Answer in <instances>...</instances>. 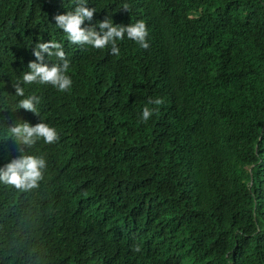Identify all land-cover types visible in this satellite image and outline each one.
Masks as SVG:
<instances>
[{"label": "trees", "instance_id": "obj_1", "mask_svg": "<svg viewBox=\"0 0 264 264\" xmlns=\"http://www.w3.org/2000/svg\"><path fill=\"white\" fill-rule=\"evenodd\" d=\"M87 4L92 25L143 20L150 47L71 44L54 17L76 0H0V167L47 160L39 188L0 184V264H264V0ZM50 40L73 84L23 85L36 115L13 84ZM149 97L165 103L145 123ZM19 122L60 139L18 145Z\"/></svg>", "mask_w": 264, "mask_h": 264}, {"label": "clouds", "instance_id": "obj_2", "mask_svg": "<svg viewBox=\"0 0 264 264\" xmlns=\"http://www.w3.org/2000/svg\"><path fill=\"white\" fill-rule=\"evenodd\" d=\"M87 5V0H76L74 10L54 17L56 27L66 34V39L71 44L87 45L98 50L110 45L111 54L114 56L119 55L118 41H122L125 36L145 50L150 47L146 40L148 37L147 26L143 20L125 26L114 24L113 20L108 17L102 22L92 25L96 10L87 7ZM123 10L129 11L127 3L123 5ZM85 21L89 22V26L83 27ZM45 54L48 57H55L56 63L51 66L46 64ZM33 55L35 61L28 63V71L22 73V79L13 84V88L15 96L24 97L19 101V109L37 115L36 105L40 103V100L35 95L25 97L23 85L49 84L60 92H67L71 89L73 81L68 75L71 62L66 56L63 43L54 40L36 43ZM164 103L165 100L161 97H149L141 113V122L146 123L154 114H157L159 106ZM151 105L155 107H150ZM7 134L18 145L29 148L41 139L48 145L57 143L60 139L56 128L45 122L37 123L34 126L28 122H19L9 127ZM20 151L23 153V148ZM46 169L47 160L44 155L22 154L0 167V184L13 187L21 192L37 189L45 178ZM133 251L140 253L141 246L133 245Z\"/></svg>", "mask_w": 264, "mask_h": 264}]
</instances>
